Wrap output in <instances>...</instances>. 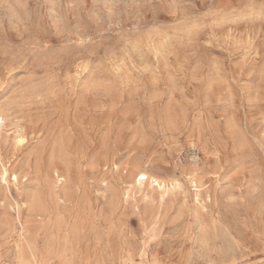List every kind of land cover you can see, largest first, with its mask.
<instances>
[{"label": "rangeland", "instance_id": "obj_1", "mask_svg": "<svg viewBox=\"0 0 264 264\" xmlns=\"http://www.w3.org/2000/svg\"><path fill=\"white\" fill-rule=\"evenodd\" d=\"M0 112V264H264V0H0Z\"/></svg>", "mask_w": 264, "mask_h": 264}, {"label": "bare ground", "instance_id": "obj_2", "mask_svg": "<svg viewBox=\"0 0 264 264\" xmlns=\"http://www.w3.org/2000/svg\"><path fill=\"white\" fill-rule=\"evenodd\" d=\"M53 11V10H52ZM54 13V12H53ZM191 34V33H190ZM76 35V34H75ZM85 35V34H84ZM86 36V35H85ZM78 37V36H77ZM67 41V40H66ZM35 51V50H34ZM65 51V50H64ZM84 51V50H83ZM68 52V51H67ZM71 54V53H70ZM103 82V81H102ZM105 82V81H104ZM103 85V84H102ZM93 87V86H92ZM104 87V86H103ZM107 87V86H106ZM111 87V86H110ZM108 88V87H107ZM111 89V88H110ZM46 98V97H44ZM104 99V98H103ZM20 106V105H19ZM16 107V106H15ZM4 114L0 112V129L3 126L4 123ZM10 121V120H8ZM12 121V120H11ZM7 126V125H6ZM19 127V126H18ZM16 135L19 137L20 140H23V130L20 128L17 130ZM192 146L195 147V143L191 142L190 143ZM191 146V147H192ZM260 149V148H259ZM261 150V149H260ZM263 154V153H262ZM194 161L198 160V157H194L193 159ZM192 160V161H193ZM186 169L190 172H195L198 170V167L196 164H189ZM54 173H56V171H54ZM57 176H59V174H57ZM11 179H13V181L18 182L19 181V176L17 173H14L13 171H11V169L9 167H7V165L3 162V152L2 149L0 147V185L4 190L5 193V199H7V190H8V186L10 185V181ZM134 181L137 184H149L151 187L153 188H158L160 190H162V192H169L172 188H175L177 185V183H173V181H168L165 180L163 178L160 177H156L153 175H150L147 172L144 171H139L135 174V176H133ZM61 183L60 185L64 184V181H66L65 177L60 178ZM156 186V187H155ZM32 201L35 202L39 199V196L37 194H32L31 195ZM196 200H199V198L197 197ZM9 207L17 208L18 210V216L20 215V207L21 204L19 202V200L15 199V198H10L9 200ZM22 264V262L20 263Z\"/></svg>", "mask_w": 264, "mask_h": 264}, {"label": "built area", "instance_id": "obj_3", "mask_svg": "<svg viewBox=\"0 0 264 264\" xmlns=\"http://www.w3.org/2000/svg\"><path fill=\"white\" fill-rule=\"evenodd\" d=\"M196 157V156H195Z\"/></svg>", "mask_w": 264, "mask_h": 264}]
</instances>
